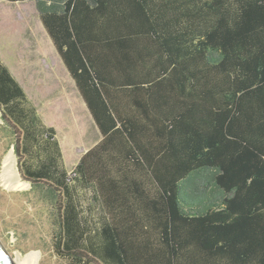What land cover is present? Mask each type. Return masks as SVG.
<instances>
[{
    "label": "trees",
    "instance_id": "1",
    "mask_svg": "<svg viewBox=\"0 0 264 264\" xmlns=\"http://www.w3.org/2000/svg\"><path fill=\"white\" fill-rule=\"evenodd\" d=\"M33 1L102 138L68 169L0 58L1 129L75 264H264V0Z\"/></svg>",
    "mask_w": 264,
    "mask_h": 264
},
{
    "label": "rangeland",
    "instance_id": "2",
    "mask_svg": "<svg viewBox=\"0 0 264 264\" xmlns=\"http://www.w3.org/2000/svg\"><path fill=\"white\" fill-rule=\"evenodd\" d=\"M0 58L25 85L31 98L53 96L58 90L63 93L60 99H53V107L47 113L61 127L65 162L71 169L77 157L95 145L100 136L76 86L70 84L66 67L38 18L33 1H0ZM1 125L0 114V171L8 152L13 149L15 154L13 138ZM18 175L28 183L27 189L7 190L0 178V247L7 260L13 262L18 254H33L34 264H75L71 257L61 256L54 249V208L40 198L30 182L22 179L19 171Z\"/></svg>",
    "mask_w": 264,
    "mask_h": 264
},
{
    "label": "crops",
    "instance_id": "3",
    "mask_svg": "<svg viewBox=\"0 0 264 264\" xmlns=\"http://www.w3.org/2000/svg\"><path fill=\"white\" fill-rule=\"evenodd\" d=\"M9 2V1H8ZM12 3H17V2H12ZM38 18H39V16H38ZM41 21V20H40ZM42 23V22H41ZM3 60V59H2ZM62 60V59H61ZM4 61V60H3ZM63 62V61H62ZM64 64V63H63ZM7 65V64H6ZM8 66V65H7ZM9 67V66H8ZM66 67V66H65ZM9 69L11 70V68L9 67ZM66 71H67V74H68V78L69 79H71V82L72 83H70L71 84V86L72 87H74V85L76 86V89L78 90V92H79V94H80V96H81V93H80V91H79V89H78V87H77V85H76V82H75V80L73 79V77L70 75V73H69V71L67 70V68H66ZM11 72H12V74L14 75V73H13V71L11 70ZM14 77L19 81V83L23 86V88H24V90H25V92H26V94H27V96H28V98H29V101L32 103V105L36 108V111H37V113H38V115L40 116V118L42 119V121H43V123L46 125V126H50V127H54L55 129H56V131H57V134H56V137H57V139H58V141H59V143H60V147H61V150H62V154H63V160H64V163H65V166L69 169V166H67V164H66V162H65V160H66V152H65V144H64V138H63V136H62V134H61V131H60V125H58L56 122H53V121H51L50 120V118H49V116H48V113H47V111L49 112L50 110V108H52L53 107V99H54V101H55V99L56 98H61V95L63 94L62 92H60L59 90H58V92H56V94H53V96H45L44 94H42V96H41V99H39L38 97H36L35 99L34 98H31V96H30V94H29V92H28V89L25 87V85L21 82V80H19L15 75H14ZM60 95V96H59ZM81 98H82V100H83V102H84V104L86 105V103H85V101H84V99H83V97L81 96ZM86 107H87V105H86ZM87 110H88V114H89V117H91V119L93 120V123L95 124V126H96V128H97V130H98V134H99V136H100V139L98 140V141H96L95 142V145L101 140V138H102V135H101V132H100V130H99V128H98V126H97V124H96V122L94 121V118H93V116H92V114H91V112H90V110L88 109V107H87ZM94 146V145H93ZM92 146V147H93ZM92 147H90L89 149H91ZM88 148L87 149H85V151L83 152V154H85L88 150H89ZM83 154L81 155V156H79V157H77V160L75 161V163L73 164V167L78 163V161L80 160V158L83 156ZM72 167V168H73ZM71 168V169H72Z\"/></svg>",
    "mask_w": 264,
    "mask_h": 264
},
{
    "label": "bare ground",
    "instance_id": "4",
    "mask_svg": "<svg viewBox=\"0 0 264 264\" xmlns=\"http://www.w3.org/2000/svg\"><path fill=\"white\" fill-rule=\"evenodd\" d=\"M1 184L7 190H23L28 188V183L23 182L16 167V157L13 149H11L5 156L2 164V170L0 171ZM10 264H34L35 256L33 254L23 257L18 254L13 262L8 261Z\"/></svg>",
    "mask_w": 264,
    "mask_h": 264
},
{
    "label": "water",
    "instance_id": "5",
    "mask_svg": "<svg viewBox=\"0 0 264 264\" xmlns=\"http://www.w3.org/2000/svg\"><path fill=\"white\" fill-rule=\"evenodd\" d=\"M0 264H10L7 260V256L4 254L0 247Z\"/></svg>",
    "mask_w": 264,
    "mask_h": 264
}]
</instances>
